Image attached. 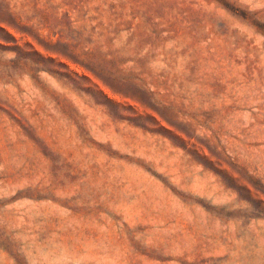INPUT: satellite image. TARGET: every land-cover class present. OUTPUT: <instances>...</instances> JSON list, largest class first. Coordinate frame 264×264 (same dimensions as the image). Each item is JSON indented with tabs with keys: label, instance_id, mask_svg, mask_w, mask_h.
<instances>
[{
	"label": "rangeland",
	"instance_id": "374dc122",
	"mask_svg": "<svg viewBox=\"0 0 264 264\" xmlns=\"http://www.w3.org/2000/svg\"><path fill=\"white\" fill-rule=\"evenodd\" d=\"M0 264H264V0H0Z\"/></svg>",
	"mask_w": 264,
	"mask_h": 264
}]
</instances>
